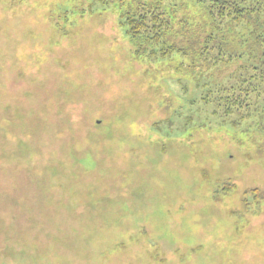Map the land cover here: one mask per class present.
Wrapping results in <instances>:
<instances>
[{
  "label": "rangeland",
  "instance_id": "374dc122",
  "mask_svg": "<svg viewBox=\"0 0 264 264\" xmlns=\"http://www.w3.org/2000/svg\"><path fill=\"white\" fill-rule=\"evenodd\" d=\"M185 3L169 45L212 29ZM121 22L99 0H0V264H264V94L234 115L203 100L237 82L249 30L220 31L243 59L208 67L200 45L189 71Z\"/></svg>",
  "mask_w": 264,
  "mask_h": 264
},
{
  "label": "trees",
  "instance_id": "16d2710c",
  "mask_svg": "<svg viewBox=\"0 0 264 264\" xmlns=\"http://www.w3.org/2000/svg\"><path fill=\"white\" fill-rule=\"evenodd\" d=\"M99 1L104 5H116L121 16V23L126 28V32L135 45L137 52L160 58H171L174 55H180L187 58L188 61H192L191 65L186 66L189 71H196L197 68L203 71L207 69V66L202 65L203 58L201 57L199 60L194 56L200 45H203L201 56L210 57L209 62L211 64L208 67L216 66L221 61L231 63L237 59H243V56H235L229 52L223 46V38L220 36V31L227 23L243 22L249 30L247 33L249 32L252 37L251 40L248 38L247 33L246 35L244 33L241 38L243 46H252L253 48L250 54L245 55L248 62L236 74L235 79L237 82L233 86L212 91L203 100L210 99V94L215 93L213 99L219 103L224 102V113L234 115L242 110L243 112L248 111L252 106V101L257 98L256 96L260 98L264 94V34L256 29L254 25L258 22V19L264 17V0H197L200 7H204L206 10L207 16L212 22V29L203 42H200L199 35L190 34V30H181L179 33L188 37L187 41L185 40L181 46L169 45L168 39L177 37L174 34L176 27H180L185 21L178 15L179 11L187 6L185 0L179 2L176 0L178 3L175 0ZM212 16L219 19H214ZM234 26L236 29L239 28L237 25ZM254 44H260L263 52L253 47ZM258 57L261 58L258 59ZM241 69L244 70V73ZM234 124L236 123L234 122ZM230 189L229 187L226 188V190Z\"/></svg>",
  "mask_w": 264,
  "mask_h": 264
}]
</instances>
